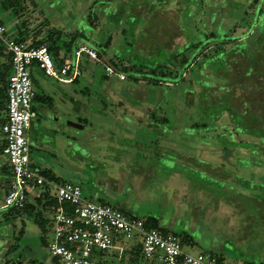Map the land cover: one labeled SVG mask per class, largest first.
I'll return each mask as SVG.
<instances>
[{
    "label": "rangeland",
    "instance_id": "obj_1",
    "mask_svg": "<svg viewBox=\"0 0 264 264\" xmlns=\"http://www.w3.org/2000/svg\"><path fill=\"white\" fill-rule=\"evenodd\" d=\"M195 1L34 0L35 4L24 8L21 18L0 1V22L12 37L23 19L29 28L40 27L47 20L43 32L61 30L64 38H75L73 48L83 42L100 49L105 59L98 56L97 62L110 59L119 65L129 61L146 67L143 72L123 71L127 78L120 80L116 74L105 77L103 66L83 55L78 59L83 72L79 84L62 83L37 71L34 90L42 97L53 95L55 101L50 107L33 101L37 118L29 130V168L50 167L62 179L79 183L83 197L98 201L112 194L107 201L111 205L139 217L155 216L158 228L181 234V238L183 232L190 233L195 243L184 244L186 251L212 253L239 264H264V165L243 162L237 155L230 156L232 162L208 163L202 159L208 154L203 144L224 146L226 138L213 140L211 132L179 135L169 130V124L154 123L149 117L150 109L158 106L174 116L173 108L179 105L173 103L175 98L183 101L184 85L146 84L155 78L147 69L167 65L178 70L180 55L190 56L193 51L185 44L197 40V28L202 39L213 25L224 31L230 24L227 18L246 11L250 4V0H202L203 12L199 13ZM90 14L100 17L101 26L91 25ZM251 18L249 10L231 32L244 31ZM122 29L124 35L119 33ZM78 31L83 34L78 35ZM108 38L112 39L105 46ZM208 42L207 52L222 46L219 41ZM72 52H61L60 56L71 58ZM7 60L4 55L3 61ZM191 68L183 69L182 74L188 71L189 75ZM236 91L243 92L240 87ZM99 100H106L109 114L98 111ZM78 106L77 112L74 108ZM83 110L89 119L81 131L72 120ZM3 119L0 110V138ZM101 122L109 126L98 127ZM176 122L172 120L177 126ZM225 163L243 171L234 173ZM0 187L5 189L1 181ZM3 198L2 191L0 205ZM42 215L47 218L43 226L32 215L0 207V237L8 234L10 240L5 261L1 254L6 244L0 239V264H53V255L46 249L52 237V216L49 211ZM118 243L125 249L120 264H130L127 257L132 251H128L141 244V236L119 237ZM104 253L94 255L89 264L115 260L119 252L110 249ZM137 264L159 262L139 258Z\"/></svg>",
    "mask_w": 264,
    "mask_h": 264
},
{
    "label": "trees",
    "instance_id": "obj_2",
    "mask_svg": "<svg viewBox=\"0 0 264 264\" xmlns=\"http://www.w3.org/2000/svg\"><path fill=\"white\" fill-rule=\"evenodd\" d=\"M0 1L4 8H9L20 18L23 15L24 8L30 3L35 4L34 0ZM201 1L202 0H200V2H198V0L195 1L199 13L203 12V7L200 4ZM249 10H252V18L248 27L241 32H231L235 31L237 22L243 15L249 13ZM88 16H90L89 21L91 25H95V27L100 25L98 21L100 17H91V14ZM227 19L230 24L227 28L223 25L226 30L219 31L213 25L211 30L205 34V39H202L201 36H199L200 29L197 28V40L190 44H185V46L188 45V47H186L187 49L191 48L193 51L190 56L184 53L182 55L179 54L180 68H178V70L167 65L147 69V73L155 78H149L150 80L148 79L146 84L162 86L167 83H183V89L185 90H183V93L181 94L183 101L176 100V98L175 100L173 99L176 102L173 104L179 105V107L174 106L173 108V111L175 112L174 116L167 114L168 109L158 106L154 107V109H150L149 117L153 119L154 123L159 122L169 124V128H172V130H169L177 132L179 135H195L200 134L201 132L208 134L211 132L213 140L226 138L225 141L227 144H224V146L221 144H203L204 148L208 150V154L202 159L208 163L212 164L220 161H231L230 156L234 157L237 155L241 157L240 159L243 162H254L255 165H264V0H250V4H248L246 11L244 10L241 14L238 11L236 13L234 12L233 16H229ZM0 24L3 23L0 22ZM45 26H48L47 20H44L40 27L29 28L23 19L19 27L16 29L14 39L30 46L45 44L51 53L54 62L57 65H60L61 62H63V59H65V57L62 58L60 56V53H69L72 51L75 38L73 39V36L70 38H64L63 32L57 29L49 28L48 32H43L41 28ZM85 30L86 29L82 28V31ZM124 32L125 29H122L119 33L124 35ZM77 34L82 35L83 33L78 31ZM111 39L112 38H108L104 45H108ZM208 41H219V44L222 46L207 52ZM125 43L127 44L128 42L125 40ZM94 49L97 51L99 57L105 59L104 54L100 49L95 47ZM4 52H6V48L0 41V54H3ZM6 55L8 56L9 62L3 64L2 71L0 72L3 84L2 91L5 98L7 77L10 74L8 72L11 69L10 56L7 52ZM115 57L118 60L123 61L117 56V54H115ZM104 61L103 63L124 72H127L128 70L143 72V69L146 68L143 65L130 64L131 62L129 63V61L127 63L125 62L127 65H119L110 59ZM187 68H191L189 75L187 74L188 71H186L185 74H182L183 69ZM209 68L211 70H208ZM37 71L41 72L37 67L33 66L31 68V76L34 86L37 85ZM205 71H207V73H205ZM135 79H137V77ZM78 80L79 78L77 81ZM239 87L243 90L241 94L236 91ZM165 98H168V95L166 97L165 94ZM33 101L39 102L45 107H50L52 102L55 101V98L50 94H46L42 97L35 91L32 102ZM99 101H101V103L98 111L102 114H106L108 108L106 100ZM79 103L82 104L83 107L86 105L83 101H80ZM32 108L35 110L33 104ZM74 109L78 112L80 106ZM159 112H161V115L158 117L156 114ZM195 112L198 116L194 115ZM79 114L80 116H78L77 121L84 124L85 127L78 130L83 131L86 128V123L89 118L84 110L83 113ZM182 115H185L187 119H183L185 117ZM172 120L174 123L177 121V126L172 123ZM181 121L182 125L180 124ZM150 125L152 124L147 123V126ZM162 130H164V127ZM164 131H166V129ZM146 143L147 141H144V144ZM225 165L226 163L224 166ZM226 166L229 169H232L234 173L243 171L241 170L243 168L234 166V164ZM39 172L49 180L58 182L66 181V179H62L60 175H56L50 167L40 169ZM116 186L117 185H115V187ZM108 199L109 198L104 196L98 199V201L109 203L107 202ZM55 204V199L50 196V192L46 187L38 196L29 195L23 208H11L10 210L32 215L34 220L43 226L45 225L47 218H45L42 213L52 211V207ZM113 206L117 207L126 215L142 218L146 229L156 228L164 234L172 233L167 232V230L163 228H158V218L155 216L149 215L146 217H139L132 213L129 214L116 205ZM183 233V238H181V234H173L178 235L182 246L184 244L193 245L195 243L193 236L188 232ZM15 247L16 246H13L12 248L14 249ZM131 251L132 254H130ZM96 254L105 256L104 251L101 250L95 252L94 255L96 256ZM128 254H130V256L127 257V260L130 264H137L139 258L144 259L141 254V244H137L134 248H131L128 251ZM219 258L222 261L224 260L223 256H219ZM38 264L41 263L39 262ZM53 264L61 263L58 258L53 256ZM100 264L113 263L112 261L103 260Z\"/></svg>",
    "mask_w": 264,
    "mask_h": 264
},
{
    "label": "built area",
    "instance_id": "obj_3",
    "mask_svg": "<svg viewBox=\"0 0 264 264\" xmlns=\"http://www.w3.org/2000/svg\"><path fill=\"white\" fill-rule=\"evenodd\" d=\"M0 41L10 56L11 73L7 77L5 120L1 125L2 154L8 160L11 177L7 184L2 208H23L28 196H38L48 188L56 201L52 207V237L47 250L61 264H89L97 251L118 250L120 263L123 245L119 237L131 239L141 236V254L145 260L159 264H239L234 260L222 261L219 256L206 252L183 249L178 235L164 234L156 228L146 229L144 220L124 214L117 207L83 197L79 183L53 181L39 170L29 168V129L36 111L32 108L35 95L31 68L37 67L45 76L59 82L74 83L82 74L78 59L86 56L98 60L97 51L86 43H77L74 58L64 59L57 65L45 44L30 46L18 42L0 24ZM104 74L123 80V71L105 64Z\"/></svg>",
    "mask_w": 264,
    "mask_h": 264
},
{
    "label": "crops",
    "instance_id": "obj_4",
    "mask_svg": "<svg viewBox=\"0 0 264 264\" xmlns=\"http://www.w3.org/2000/svg\"><path fill=\"white\" fill-rule=\"evenodd\" d=\"M120 32V31H119ZM90 46H91V44H89ZM92 47V46H91ZM94 48V47H93ZM74 49V48H73ZM73 51V50H72ZM71 51V52H72ZM4 55H6V52H4L3 54H0V66H1V68H0V72L2 71L1 69H2V67H3V64H7L8 62H9V60H7V62H4L3 61V56ZM112 56H115V54L113 53L112 54ZM64 58V57H63ZM71 58H72V54H71ZM70 57L69 58H65V59H71ZM88 58V57H87ZM90 59V58H89ZM64 60V59H63ZM90 60H93V61H95V63L96 64H101L102 66H103V73H104V65L106 64V63H101V62H97L98 60H94V59H90ZM62 63V62H61ZM79 65H80V63H79ZM8 73H11V69L9 70V72ZM82 75H83V72H82V74H81V76L79 77V80L77 81H75L74 83H72V84H79V81H80V79H81V77H82ZM105 75V74H104ZM105 77H107V76H105ZM118 78V77H117ZM126 78H127V76H126ZM125 78V79H126ZM124 80V79H123ZM33 81V80H32ZM0 97H1V95L3 96V98L0 100V110L1 111H3V113H4V119H3V122H4V120H5V106H6V98L4 97V94H3V91H2V81H1V77H0ZM33 86H34V84H33ZM77 90V89H76ZM35 91V90H34ZM33 104V103H32ZM36 111V110H35ZM77 115H79L80 116V114H77ZM104 117L106 118V115H104ZM37 118V112H36V117L32 120V124H33V121L35 120ZM72 118V117H71ZM73 119V118H72ZM107 120V119H106ZM73 122L74 121H77V120H72ZM2 122V123H3ZM78 122V121H77ZM32 124H31V126H32ZM100 125H98V127H100V128H103L102 126H106V125H108L109 126V124H106V123H99ZM31 128V127H30ZM104 129H106V128H104ZM30 130V129H29ZM2 146H3V136H1V138H0V159L1 160H3V164L2 163H0V181L1 182H3L4 183V185H5V189H2L1 187H0V192H4V195H5V193H6V189H7V184L9 183V179H10V177H11V170H10V166H9V164H8V162H4V160H6L7 161V159H6V157L2 154ZM38 170V169H37ZM110 196H112V194H107V196H106V198H109V199H111V197ZM3 203V202H2ZM228 204V203H227ZM2 206V204L0 205V207ZM49 213H51V211H49ZM173 233V232H172ZM7 236H9L8 234H5V235H3V237H0V239H2V240H4L5 241V243L4 244H6L4 247H3V249H2V254H3V258H2V254H1V259L2 260H4L5 259V261H6V256H5V253H6V251H7V249L6 248H8L7 246H9V237H7ZM18 238V237H17ZM12 245V244H11ZM10 245V246H11ZM183 247V246H182ZM222 247H224V246H220V248H222ZM225 248V247H224ZM46 249H47V246H46ZM1 260V261H2ZM112 261V263L113 264H117V259H115V260H111ZM39 262H42V261H39ZM9 264V263H8Z\"/></svg>",
    "mask_w": 264,
    "mask_h": 264
},
{
    "label": "water",
    "instance_id": "obj_5",
    "mask_svg": "<svg viewBox=\"0 0 264 264\" xmlns=\"http://www.w3.org/2000/svg\"><path fill=\"white\" fill-rule=\"evenodd\" d=\"M73 124H76V128H78V129H83L84 127H85V125L84 124H82V123H79V122H72ZM22 250H24V249H22Z\"/></svg>",
    "mask_w": 264,
    "mask_h": 264
}]
</instances>
